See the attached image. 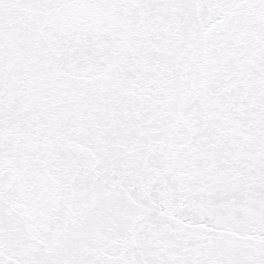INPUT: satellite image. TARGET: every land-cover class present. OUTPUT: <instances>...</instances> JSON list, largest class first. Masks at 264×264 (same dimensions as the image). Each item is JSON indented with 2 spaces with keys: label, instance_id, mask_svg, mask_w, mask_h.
Instances as JSON below:
<instances>
[{
  "label": "snow or ice",
  "instance_id": "obj_1",
  "mask_svg": "<svg viewBox=\"0 0 264 264\" xmlns=\"http://www.w3.org/2000/svg\"><path fill=\"white\" fill-rule=\"evenodd\" d=\"M0 264H264V0H0Z\"/></svg>",
  "mask_w": 264,
  "mask_h": 264
}]
</instances>
